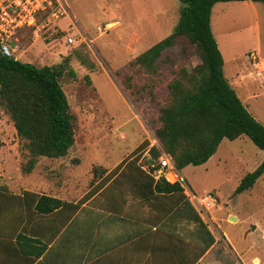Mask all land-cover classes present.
<instances>
[{"label":"rangeland","instance_id":"obj_1","mask_svg":"<svg viewBox=\"0 0 264 264\" xmlns=\"http://www.w3.org/2000/svg\"><path fill=\"white\" fill-rule=\"evenodd\" d=\"M67 4L75 28L61 32L67 30L65 20L59 31L45 30L38 40L31 31L20 32L16 56L37 68H62L59 83L74 117L73 146L63 159L40 158L25 173L24 142L0 104V193L31 189L39 193L35 195L48 196L57 186L67 192L68 200H86L98 188L93 186L104 167L116 165L110 179L127 162L148 166L147 150L161 127L160 109L168 105L167 85L179 79L190 89L193 70L201 64L196 47L179 38L163 51L157 71L135 65L139 55L173 31L181 8L178 0H67ZM210 25L224 77L237 86V97L264 127V3L215 4ZM67 33L78 42L74 47L64 45ZM82 37L85 43L79 42ZM263 157L243 136L224 139L201 166L176 169L217 238L205 264H231L233 258L242 264H264V174L251 189L234 194ZM157 162L151 163L157 168Z\"/></svg>","mask_w":264,"mask_h":264},{"label":"trees","instance_id":"obj_2","mask_svg":"<svg viewBox=\"0 0 264 264\" xmlns=\"http://www.w3.org/2000/svg\"><path fill=\"white\" fill-rule=\"evenodd\" d=\"M178 1L181 4L179 20L171 34L139 55L135 65L147 72L157 71L161 54L179 38L187 39L196 47L201 64L193 70L190 89L179 79L167 85L168 105L160 109L161 127L154 136L160 148L154 146L148 150L151 162L166 154L178 171L201 166L216 153L224 139L234 141L243 136L264 154V127L248 113L224 77L223 58L210 26L211 11L217 3H264V0ZM61 76V67L37 68L0 54V104L16 135L24 142L28 154L22 168L25 173L31 172L40 158H63L73 146L74 117L59 83ZM143 147L146 144L139 146L135 153ZM263 174L264 157L252 173L243 177L234 194L251 189ZM150 179L157 193L183 192L180 182ZM25 194L33 199V212L39 216L54 213L63 205L46 195ZM77 208L74 205V212ZM195 221L207 232L198 216ZM213 243L210 235L203 252Z\"/></svg>","mask_w":264,"mask_h":264},{"label":"crops","instance_id":"obj_3","mask_svg":"<svg viewBox=\"0 0 264 264\" xmlns=\"http://www.w3.org/2000/svg\"><path fill=\"white\" fill-rule=\"evenodd\" d=\"M115 167H104L86 200H68L55 186L48 196L63 205L45 216L25 194L38 192L0 193V264H205L217 238L195 221L204 223L188 186L157 193L140 164L126 163L108 179ZM210 235L214 243L203 252Z\"/></svg>","mask_w":264,"mask_h":264},{"label":"built area","instance_id":"obj_4","mask_svg":"<svg viewBox=\"0 0 264 264\" xmlns=\"http://www.w3.org/2000/svg\"><path fill=\"white\" fill-rule=\"evenodd\" d=\"M65 20L68 22L67 30H60L61 32L75 28L74 17L67 0H0V54L6 58L18 60L17 35L20 32L31 31L34 39L38 40L45 30L59 31L61 22ZM63 42L68 47H74L78 43L68 33L63 37ZM79 42L85 43L86 39L82 37ZM252 59L254 60L253 56ZM154 146L158 147L155 137L149 149ZM157 164L158 168L154 164L144 167L154 181L167 179L171 183L180 182L179 174L168 155L162 154ZM189 198L191 201L199 202L191 192H189ZM232 260L231 264H242L237 258Z\"/></svg>","mask_w":264,"mask_h":264},{"label":"water","instance_id":"obj_5","mask_svg":"<svg viewBox=\"0 0 264 264\" xmlns=\"http://www.w3.org/2000/svg\"><path fill=\"white\" fill-rule=\"evenodd\" d=\"M230 220H231V221H234V220H235V218H234V217H230Z\"/></svg>","mask_w":264,"mask_h":264}]
</instances>
